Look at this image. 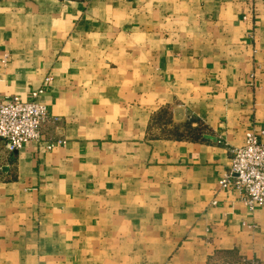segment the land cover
Masks as SVG:
<instances>
[{
	"label": "crops",
	"instance_id": "obj_1",
	"mask_svg": "<svg viewBox=\"0 0 264 264\" xmlns=\"http://www.w3.org/2000/svg\"><path fill=\"white\" fill-rule=\"evenodd\" d=\"M42 89L0 264H264V207L219 186L264 130V0H0V103Z\"/></svg>",
	"mask_w": 264,
	"mask_h": 264
},
{
	"label": "built area",
	"instance_id": "obj_2",
	"mask_svg": "<svg viewBox=\"0 0 264 264\" xmlns=\"http://www.w3.org/2000/svg\"><path fill=\"white\" fill-rule=\"evenodd\" d=\"M49 81L50 78H47L46 82ZM43 93V89L33 93L31 101L12 96L0 103V145L8 153H16L28 143L42 140L44 126L50 121V113L45 105L35 100ZM62 143L53 142L47 149L52 150ZM230 154L229 172L219 181V186L235 190L250 211L264 207V130L248 132L244 145L232 148ZM241 264L254 263L243 261Z\"/></svg>",
	"mask_w": 264,
	"mask_h": 264
},
{
	"label": "rangeland",
	"instance_id": "obj_3",
	"mask_svg": "<svg viewBox=\"0 0 264 264\" xmlns=\"http://www.w3.org/2000/svg\"><path fill=\"white\" fill-rule=\"evenodd\" d=\"M179 136H183V137H189L190 135H194V133H190L187 129H185L184 131H182L181 133H178ZM190 136V137H191Z\"/></svg>",
	"mask_w": 264,
	"mask_h": 264
},
{
	"label": "trees",
	"instance_id": "obj_4",
	"mask_svg": "<svg viewBox=\"0 0 264 264\" xmlns=\"http://www.w3.org/2000/svg\"><path fill=\"white\" fill-rule=\"evenodd\" d=\"M188 129V128H187ZM190 133H193V132H190Z\"/></svg>",
	"mask_w": 264,
	"mask_h": 264
}]
</instances>
